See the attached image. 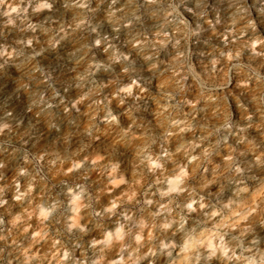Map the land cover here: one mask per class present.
I'll use <instances>...</instances> for the list:
<instances>
[{
	"label": "clouds",
	"instance_id": "obj_1",
	"mask_svg": "<svg viewBox=\"0 0 264 264\" xmlns=\"http://www.w3.org/2000/svg\"><path fill=\"white\" fill-rule=\"evenodd\" d=\"M0 264H264V0H0Z\"/></svg>",
	"mask_w": 264,
	"mask_h": 264
}]
</instances>
